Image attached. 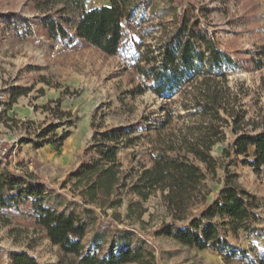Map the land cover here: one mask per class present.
Listing matches in <instances>:
<instances>
[{"label":"rangeland","instance_id":"1","mask_svg":"<svg viewBox=\"0 0 264 264\" xmlns=\"http://www.w3.org/2000/svg\"><path fill=\"white\" fill-rule=\"evenodd\" d=\"M85 10L109 4V0H80ZM189 14L200 16L215 32L221 48L238 62V68L228 78V86L239 95L245 112L244 131L264 130V0H189ZM136 17L125 25L121 42L128 49L107 57L89 46L64 47L51 41L38 27L46 14L60 18L66 15L77 19L74 7L65 0H0V13L17 14L34 20L33 31L27 32L17 25H6L0 33V141L18 144L16 161L1 162L14 174L26 175L48 189L45 204L49 208L64 209L70 200L80 201L83 183L76 184L82 163L97 159L93 151L86 156L84 150L92 145L96 132L125 129L134 126L130 137H138L133 145L118 151L121 175L127 184L135 179L143 167H150L152 142L158 132L177 131L192 123L177 103H169L147 92L133 95L131 91L143 83L135 71V50L142 41L154 45L165 40L173 31L180 9L164 0H145ZM187 7V6H186ZM69 23V32L73 30ZM37 31V33H35ZM73 33V32H72ZM139 54L143 51L139 47ZM257 62L262 66L257 67ZM15 96L14 103L8 106ZM181 101L180 96L174 97ZM172 111L169 124L161 128L166 119L162 106ZM182 118H177V116ZM72 124L71 127L66 125ZM50 124L65 129L71 135L60 148L44 146L34 149L27 143ZM227 139H231L225 130ZM25 142L20 144L19 139ZM220 144L211 150L219 165L226 162ZM249 152L248 160L252 159ZM240 156L228 163V171L255 197L253 211L264 227V175H256L243 164ZM223 171L218 168L215 177L208 176L211 197L222 187ZM20 183H25L20 179ZM24 185V184H23ZM122 204L114 209L97 210L96 227L127 230L131 237L128 248L141 246L154 256V264H256L264 258V238H250L239 232L237 239L229 237L231 244L248 252L247 260H226L211 250L200 251L182 246L167 236L163 224L172 218L167 212L161 192H154L145 202L122 190ZM130 202L135 213L128 211ZM78 209H80L78 207ZM10 223L0 220V264H12L11 257L26 251L37 264H67L57 246H52L43 233L34 226L18 224L10 213ZM187 224V222H186ZM90 226L82 242L85 249L106 254L109 252L108 235L98 238ZM124 249L120 245L116 250ZM139 264V263H131Z\"/></svg>","mask_w":264,"mask_h":264},{"label":"trees","instance_id":"2","mask_svg":"<svg viewBox=\"0 0 264 264\" xmlns=\"http://www.w3.org/2000/svg\"><path fill=\"white\" fill-rule=\"evenodd\" d=\"M65 1L74 7L77 19L46 14L39 20L38 27L51 41L64 47L89 46L107 57L128 49L121 45L125 25L146 3L145 0H109L108 5L85 10L80 0ZM164 1L179 8L180 12L173 31L165 40L154 45L141 41L139 47L143 51L139 54V47L135 50L138 61L135 71L143 78V83L131 94L149 92L169 106L177 103L192 123L174 132H158L149 153L150 167L141 168L135 179L127 184L126 177L121 175L117 153L139 140L130 137L134 126L96 132L84 155L93 151L97 159L89 165L83 162L81 174L76 176V184L83 183L80 201L70 200L64 209H51L45 204L48 189L44 184L29 176L14 174L0 163V220L10 223V218L5 216L10 213L16 223L38 228L52 246L61 250L67 264H154V256L143 247L128 248L132 236L127 230L96 227L97 210L104 212L120 206L119 196L125 189L141 202L154 192H161L172 218L163 224L164 231L182 246L211 250L226 260H247L248 252L231 244L229 237L237 239L239 232H243L250 238H264L261 218L253 211L255 197L234 182L235 175L227 167L233 159L242 156L244 165L256 175H264V130L244 131L245 112L241 99L228 86V78L238 68V62L221 48L215 32L200 16L189 14L188 8L193 6L189 0ZM69 23L74 25L73 33L69 32ZM8 24L27 32L34 30V20L0 13V33ZM261 66L257 62V67ZM176 96H180L181 101L174 99ZM14 101L15 96L8 106ZM167 105L162 106L167 120L161 128L172 118ZM177 118L182 117L178 115ZM57 128L59 126L50 124L27 139V143L34 149L47 145L60 148L71 132L65 129L57 135ZM225 130L229 131L231 139H227ZM19 142L23 144L25 140L20 138ZM218 144L222 146L226 161L220 165L211 154ZM250 151L253 155L248 160ZM218 168L224 173V184L209 200L212 191L207 179L215 177ZM20 179L25 180L24 185ZM135 205L138 203L128 205L130 213L136 214ZM90 226L95 228L98 238L108 235V253L99 254L83 247ZM120 245L124 249L116 250ZM260 259L256 264H264V258ZM11 260L12 264H37L26 251L12 255Z\"/></svg>","mask_w":264,"mask_h":264},{"label":"built area","instance_id":"3","mask_svg":"<svg viewBox=\"0 0 264 264\" xmlns=\"http://www.w3.org/2000/svg\"><path fill=\"white\" fill-rule=\"evenodd\" d=\"M14 144L9 145L4 144L0 141V163H4L6 161L14 162L16 161L18 144L13 142Z\"/></svg>","mask_w":264,"mask_h":264},{"label":"crops","instance_id":"4","mask_svg":"<svg viewBox=\"0 0 264 264\" xmlns=\"http://www.w3.org/2000/svg\"><path fill=\"white\" fill-rule=\"evenodd\" d=\"M250 150H252V149H250Z\"/></svg>","mask_w":264,"mask_h":264}]
</instances>
